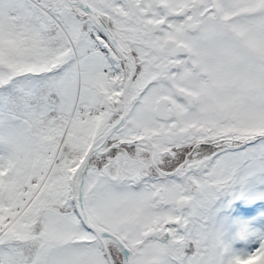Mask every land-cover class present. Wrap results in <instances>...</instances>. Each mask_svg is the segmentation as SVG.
I'll use <instances>...</instances> for the list:
<instances>
[{
	"label": "snow or ice",
	"instance_id": "obj_1",
	"mask_svg": "<svg viewBox=\"0 0 264 264\" xmlns=\"http://www.w3.org/2000/svg\"><path fill=\"white\" fill-rule=\"evenodd\" d=\"M0 264H264V0H0Z\"/></svg>",
	"mask_w": 264,
	"mask_h": 264
}]
</instances>
